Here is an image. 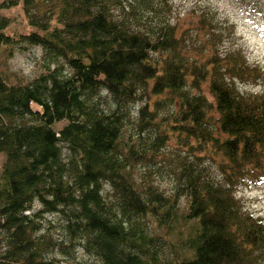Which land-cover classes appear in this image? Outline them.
<instances>
[{"label":"trees","instance_id":"16d2710c","mask_svg":"<svg viewBox=\"0 0 264 264\" xmlns=\"http://www.w3.org/2000/svg\"><path fill=\"white\" fill-rule=\"evenodd\" d=\"M19 4L31 30L7 32L0 14L2 60L13 45L43 55L27 81L0 69V264H58L38 234L50 214L95 264H264V220L234 191L245 176L264 179V89L239 90L260 76L242 52L188 41L169 0H2L0 9ZM199 25L218 36L212 20ZM169 138L181 147L166 196L150 169L138 182L136 168L156 164ZM180 219L185 235L169 255L160 238Z\"/></svg>","mask_w":264,"mask_h":264},{"label":"rangeland","instance_id":"374dc122","mask_svg":"<svg viewBox=\"0 0 264 264\" xmlns=\"http://www.w3.org/2000/svg\"><path fill=\"white\" fill-rule=\"evenodd\" d=\"M2 0H0L1 2ZM171 9L170 20L180 28H185L187 39L191 43L208 41L211 48L219 55L227 52H242L247 65L256 67L259 71V78L247 77L237 81L239 90L242 91H262L264 89V0H169ZM0 14L10 16L11 24L7 32L14 33L20 31H30L27 26L26 16L21 5L0 9ZM207 18L212 20L213 28L218 36L209 40L210 36L204 30L200 29L199 19ZM43 55V49L37 46L19 45L12 46V54L7 61L3 62L0 54V69L11 74L12 80H25L32 78L39 70V60ZM205 87V85H204ZM104 93V92H103ZM207 98L211 96L205 92ZM110 101L108 97H103ZM141 105L140 101L132 102L129 105L130 121L132 122L128 129L136 132L134 124V114L136 108ZM64 121L57 122L56 129L64 125ZM181 142L174 138H169L165 146L159 150V158L156 164L148 166L138 165L136 168V180L139 182L145 176L147 169L152 172L153 184L166 196L172 193L174 187V178L170 172V165L175 161L173 159L180 153ZM62 154L66 155L64 148ZM4 158L0 154V168ZM205 166L210 171L215 180L220 177L213 166L205 162ZM1 172V169H0ZM107 189V186L105 187ZM236 198L240 202L243 211L264 217V179H254L252 176H245L244 179L234 188ZM186 198H179L178 205L180 211L185 209ZM33 208H37L34 205ZM41 227L39 235L43 234L49 237L54 245L46 250L48 257H54L58 264L77 263V264H95L96 258L83 251L78 240L74 239L65 229V220L60 215H44L40 220ZM160 231V229H159ZM185 235L186 226L181 219L170 234V239L160 238L162 246L170 255L171 249L178 243V232ZM169 244H172L169 247Z\"/></svg>","mask_w":264,"mask_h":264}]
</instances>
